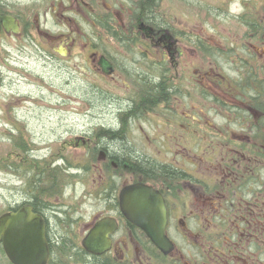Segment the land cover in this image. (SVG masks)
Returning <instances> with one entry per match:
<instances>
[{
  "label": "flooded vegetation",
  "instance_id": "obj_1",
  "mask_svg": "<svg viewBox=\"0 0 264 264\" xmlns=\"http://www.w3.org/2000/svg\"><path fill=\"white\" fill-rule=\"evenodd\" d=\"M171 1L182 7L185 0H0V88L21 96L0 91L7 99L0 113L14 108L15 120L35 118L33 104L24 112L17 105L32 97L21 88L27 76L40 78L30 60L51 66L50 92L69 100L51 84L72 82L70 71L57 70L75 49L87 94L95 83L102 100L106 85L117 88L104 100H115V131L94 134L88 124L75 138L109 164L94 180L100 209L72 236L58 234L72 219L56 196L36 190L39 182L28 185L32 191L0 193V217L23 211L42 221L47 264H264V0H194L210 2L211 31L194 17L170 15ZM89 23L95 36L84 31ZM136 121L138 133L122 140ZM114 132L129 156L103 146L101 137ZM138 135H149V149ZM135 184L149 186L164 207L167 252L127 217L144 213L121 196ZM103 218L108 247L90 252L83 243L99 249L91 232ZM3 238L1 264H11ZM62 240L72 249L66 257L58 254Z\"/></svg>",
  "mask_w": 264,
  "mask_h": 264
},
{
  "label": "rangeland",
  "instance_id": "obj_2",
  "mask_svg": "<svg viewBox=\"0 0 264 264\" xmlns=\"http://www.w3.org/2000/svg\"><path fill=\"white\" fill-rule=\"evenodd\" d=\"M170 4V15L189 19L194 17L195 21L205 23L201 24L204 31H211L209 19L214 13L212 8H209V1H203V4L209 7L205 5L201 7L194 0L181 1L178 5L182 7L177 6L172 1ZM173 5L175 7L172 8ZM193 19L187 26L196 32L199 25L194 24ZM222 24L226 25L227 23ZM84 28V31L89 34L88 37L93 36V33L96 32L92 23ZM77 55L78 49H75L70 57L58 62L61 66L58 67L57 74L59 75L61 69L65 68L72 73V82L66 86L64 78L63 83H61V79H54L51 84L60 92L66 93L68 96L64 98L69 100L62 99L61 96L63 95L60 93L55 96L50 92L49 74L51 72L48 69L51 66H46L43 62L34 64L30 60L26 62L28 68L39 73L40 78L27 76L21 88L27 92L30 91L32 97L29 96L26 103L19 101L17 105L18 110L24 112V109H29L33 104L36 111L34 112L35 118L15 120L14 108L0 113V118L10 119H0V193L32 191L28 185L35 186L34 183L42 181L36 190L56 196V207L67 211L68 219H72V222L66 225L67 228L62 227L58 230V234L63 238L66 235L72 236L74 229L80 228L81 222L89 220L93 213L100 209L97 199L98 185L94 180L100 174L106 175L105 166L109 164L107 159H102L99 154L100 151L84 146L80 139L75 138L83 135L81 133L86 130L88 124L94 134L98 133L99 128L113 131L118 126L115 100L111 103L104 101L108 96L112 97L111 94L117 93V88L110 89L109 84L106 85L104 87V92L106 90L104 100L95 93V90L103 89L100 84L99 89H96L97 83L94 84L95 87L91 84L87 94V88L83 86L84 82L79 75L82 63ZM151 86L152 83L150 82L149 87L151 88ZM21 88L16 87L14 89L21 91ZM40 88H43L41 94L38 92ZM8 89V87L0 88L2 95L7 92L14 100L21 98V96L9 93ZM100 92L102 91L100 90ZM85 95L89 96V105L83 101L87 99ZM5 100L7 99L0 98L2 102ZM7 122L14 123L16 129H12ZM137 125L138 121H136L133 133H127L124 130V134L120 135L121 139H127L126 135H134V132L136 135L138 133ZM142 127L147 129L148 125H142ZM149 134H151L150 124ZM147 136L138 135L135 137L139 146L148 144L147 149H149V135ZM20 140L25 141L28 145L23 147ZM110 141L111 138L108 136L101 137L103 146L105 145L110 153L118 155L119 153L110 147ZM30 149L32 150L30 151ZM112 170V167H109L110 175ZM68 219L67 221L70 222ZM72 227L73 231L68 233L67 230H72ZM75 233L79 232L75 231ZM71 251L68 243L62 240L58 247V254L66 257Z\"/></svg>",
  "mask_w": 264,
  "mask_h": 264
},
{
  "label": "water",
  "instance_id": "obj_3",
  "mask_svg": "<svg viewBox=\"0 0 264 264\" xmlns=\"http://www.w3.org/2000/svg\"><path fill=\"white\" fill-rule=\"evenodd\" d=\"M122 196L136 199V207L144 213L127 216L139 226L152 243L167 252L171 246L164 233L166 222L164 207L159 204L148 186L135 184L123 190ZM149 204H153L149 213ZM29 208V207H27ZM108 218L98 221L92 235L99 234L102 249L108 246L107 232L102 231ZM114 225H111L113 228ZM4 238V249L12 264H46L47 248L44 242L42 221L28 212L7 213L0 217V237ZM88 249V247L85 245ZM95 252V251H94Z\"/></svg>",
  "mask_w": 264,
  "mask_h": 264
},
{
  "label": "trees",
  "instance_id": "obj_4",
  "mask_svg": "<svg viewBox=\"0 0 264 264\" xmlns=\"http://www.w3.org/2000/svg\"><path fill=\"white\" fill-rule=\"evenodd\" d=\"M109 137V136H108ZM111 138V141H110V147L112 149H114L117 153L118 150L121 151V153H119L120 155H123V154H126L127 156H129L127 153L129 151V149H127V147L125 148L124 147V144L122 142V140L119 139V137L116 136L115 132L113 133L112 137ZM113 146V147H112ZM117 149V150H116ZM123 152V153H122ZM126 156V157H127ZM42 182V181H39V183ZM41 184V183H40Z\"/></svg>",
  "mask_w": 264,
  "mask_h": 264
}]
</instances>
